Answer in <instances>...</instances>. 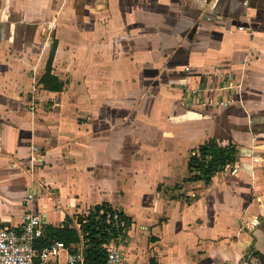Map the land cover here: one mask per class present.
Masks as SVG:
<instances>
[{
    "label": "crops",
    "instance_id": "1",
    "mask_svg": "<svg viewBox=\"0 0 264 264\" xmlns=\"http://www.w3.org/2000/svg\"><path fill=\"white\" fill-rule=\"evenodd\" d=\"M53 42L58 91L40 81ZM183 86L233 102L184 103ZM208 138L236 159L188 179ZM103 203L128 216L103 244L128 264H259L264 0H0V220L45 209L78 230Z\"/></svg>",
    "mask_w": 264,
    "mask_h": 264
},
{
    "label": "trees",
    "instance_id": "2",
    "mask_svg": "<svg viewBox=\"0 0 264 264\" xmlns=\"http://www.w3.org/2000/svg\"><path fill=\"white\" fill-rule=\"evenodd\" d=\"M55 50L53 42L46 67L41 76V83L49 90H61L62 83L51 73V61ZM197 152L188 159V171L193 173L188 179H202L206 183L225 166L234 163L237 154L233 143L220 144L215 138H208L197 147ZM38 161L36 162V164ZM35 164V166H36ZM79 229L64 222L61 226L45 225L43 234L37 240L38 247L54 240L62 241L66 246L77 243L80 238L84 240L82 252L86 264H103L106 250L103 244L126 226L128 216L122 211L113 209L107 204H96L84 215H76Z\"/></svg>",
    "mask_w": 264,
    "mask_h": 264
},
{
    "label": "built area",
    "instance_id": "3",
    "mask_svg": "<svg viewBox=\"0 0 264 264\" xmlns=\"http://www.w3.org/2000/svg\"><path fill=\"white\" fill-rule=\"evenodd\" d=\"M243 4L247 0H242ZM230 77V74L225 77ZM182 100L184 103L205 104L207 107H226L233 102L232 98H207L202 89L183 86ZM210 90V89H209ZM39 161V151L36 145L31 144L26 172H32L36 162ZM38 187L46 191L43 182H37ZM27 198L32 194L27 193ZM47 224L46 210H27L21 215V224L11 227L0 220V264H86L82 247L66 250V245L60 240H54L38 247L37 240L43 234ZM66 250V252H65ZM103 264H128L119 249L111 247L106 250Z\"/></svg>",
    "mask_w": 264,
    "mask_h": 264
},
{
    "label": "water",
    "instance_id": "4",
    "mask_svg": "<svg viewBox=\"0 0 264 264\" xmlns=\"http://www.w3.org/2000/svg\"><path fill=\"white\" fill-rule=\"evenodd\" d=\"M256 257L259 261V264H264V252L263 251H258L256 253Z\"/></svg>",
    "mask_w": 264,
    "mask_h": 264
}]
</instances>
